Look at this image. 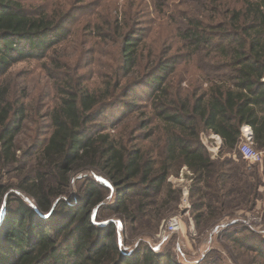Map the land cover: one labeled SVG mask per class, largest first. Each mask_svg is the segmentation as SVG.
I'll return each mask as SVG.
<instances>
[{"label": "trees", "instance_id": "trees-1", "mask_svg": "<svg viewBox=\"0 0 264 264\" xmlns=\"http://www.w3.org/2000/svg\"><path fill=\"white\" fill-rule=\"evenodd\" d=\"M200 1L197 16L183 15L178 27L182 46L151 49L148 54L140 45L143 35L134 37L118 14L113 15L109 20L119 44L113 51L115 64L106 65L100 86L86 83L71 70L69 57L56 59L57 67L45 63L56 94L48 114L52 131L38 144V156L20 183L37 207L13 194L19 207L0 221V264H67L69 259L72 264H173L170 255L162 258L168 254L154 248L147 249L142 260H132L115 238V223H94L93 206L104 200L108 188L96 177L79 198L84 201L81 206L66 198L52 205L69 190L72 172L96 168L121 185L118 205L129 217L148 205L135 203L139 188L160 194L171 186L168 177L184 167L205 181L220 168L204 135L220 138L219 155L239 158L242 128L249 126L256 148L264 151V0ZM71 8L61 1L49 11L37 12L23 0H0V76L5 79L14 64L43 58L54 48L63 38L59 31ZM98 36L109 39L105 33ZM178 51L200 59L197 76L186 86L175 74ZM138 86L151 91H136ZM24 89L22 84L0 81V184L4 173L19 163L17 135L27 113L19 91ZM129 97L134 103L150 101L148 117L145 111L141 114L147 117L144 126H151L155 155L118 133L92 126L102 110L113 107L117 99L127 105ZM170 191L179 203L180 191Z\"/></svg>", "mask_w": 264, "mask_h": 264}, {"label": "rangeland", "instance_id": "rangeland-1", "mask_svg": "<svg viewBox=\"0 0 264 264\" xmlns=\"http://www.w3.org/2000/svg\"><path fill=\"white\" fill-rule=\"evenodd\" d=\"M61 1L73 7L59 31L63 35L62 40L49 49L43 58L24 59L9 69L5 79L0 76V81L7 80L25 87L19 94L27 108L26 118L17 135L19 163L4 173L0 184V221L19 207L13 194L20 195L27 203L37 207L35 198L23 191L20 183L38 156V144L52 131L48 114L55 103L56 94L50 88L52 81L46 75L45 63L49 67H57L56 59L60 61L64 59L63 56L69 57L73 65L71 70L81 74L88 81L86 83L100 86V75L106 76L108 71L106 65L115 64L113 51L119 44L109 20L113 15L118 14L119 22L126 26L131 35H143L140 45L146 47L145 53L148 54L151 49L165 51L170 46L178 45V27L183 15L191 13L197 16L201 3L200 0H23V4L39 12L49 11ZM98 33L101 36L107 34L109 39H101ZM85 40L89 42L84 43ZM197 57L178 51L175 74L177 79H185L182 81L184 86L197 76V66L200 64ZM103 71L105 73L101 74ZM148 79L149 76L144 83ZM136 91L151 90L148 86H138ZM120 100L117 99L113 107L102 110L92 126L95 130L105 128L108 132L118 133L123 140L130 139L135 144L145 146L149 155H155L156 149L150 138L151 126H144L150 101H135L143 107L137 109L132 97L126 98L127 105H122ZM141 111L147 113L145 119ZM203 141L210 155L221 165L208 181L199 180L184 167L177 175L168 177L167 182L171 186L160 194L149 187L139 188L135 203L148 205L143 211L129 217L118 205L122 186L113 183L102 171L90 167L73 171L69 190L59 195L52 205L66 198L75 206H81L84 201L81 203L79 198L96 177L108 188H105L107 196L104 200L93 206L92 220L100 225L115 223V238L123 253L132 254V260H142L147 249L154 248L158 253L168 254L162 258L170 255L173 264H262L264 158L262 162L252 163L242 154L239 158L219 155L221 141L215 134L204 135ZM171 187L180 191L179 203L175 202ZM50 210L42 213L48 214ZM51 214L54 215V211ZM170 221L177 223L173 232L166 231ZM162 262L164 264V260ZM72 263L73 260L69 259L67 264Z\"/></svg>", "mask_w": 264, "mask_h": 264}, {"label": "built area", "instance_id": "built-area-1", "mask_svg": "<svg viewBox=\"0 0 264 264\" xmlns=\"http://www.w3.org/2000/svg\"><path fill=\"white\" fill-rule=\"evenodd\" d=\"M243 137L242 142L239 146L240 153L242 156L252 163H259L263 161L264 153L263 151L256 148L253 141V132L249 126H244L242 128ZM177 223L170 221L166 231L173 232L176 229Z\"/></svg>", "mask_w": 264, "mask_h": 264}, {"label": "crops", "instance_id": "crops-1", "mask_svg": "<svg viewBox=\"0 0 264 264\" xmlns=\"http://www.w3.org/2000/svg\"><path fill=\"white\" fill-rule=\"evenodd\" d=\"M213 157V156H212Z\"/></svg>", "mask_w": 264, "mask_h": 264}]
</instances>
